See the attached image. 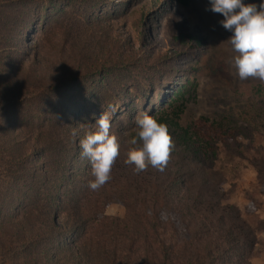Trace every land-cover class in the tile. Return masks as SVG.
<instances>
[{
  "label": "trees",
  "instance_id": "1",
  "mask_svg": "<svg viewBox=\"0 0 264 264\" xmlns=\"http://www.w3.org/2000/svg\"><path fill=\"white\" fill-rule=\"evenodd\" d=\"M23 1L0 0V206L1 211H10L19 228L40 225L42 260L35 258L34 247L28 251L24 244L6 245L3 240L0 247L5 253L16 258L22 254L20 264H253L261 228L228 201L222 189L224 173L213 161L227 123L206 117V122H186L187 85L181 84L166 98H157L151 86L152 96L141 98L143 112L150 114L154 107L150 115L167 124L175 145L164 171L149 166L135 173L124 163L140 115L138 104L128 126L120 113L112 116L122 120L126 137L112 127L121 147L111 179L97 191L88 189L91 166L81 158L80 145L72 146V104L66 103L79 88H71L69 78L57 79V61L48 67L51 71L46 70L47 59L41 60V53L50 42L47 38L55 37L53 31L71 36L64 46H87L90 40L103 38L101 15L86 7L70 10L68 2L58 16L46 8L39 27V9L24 11ZM158 1L148 6L154 8ZM191 1L178 0L185 6ZM33 14L37 23L26 26L31 30L36 26L32 36L39 40L36 52L30 54L31 44L21 37L15 42L14 34L21 27L18 16L21 21L25 15L27 22ZM115 36L123 42V36L107 34ZM52 48L56 57L58 52L63 56L60 63L69 72L74 57L67 47L54 43ZM55 50L50 55L55 56ZM87 51L89 55L80 54L83 64L76 62V76L96 64L93 52ZM161 99L164 104L158 108ZM123 108L130 111L126 104ZM63 136L65 142L59 147ZM177 154L182 155L173 157ZM34 161L39 162L32 167ZM257 167L264 185V165ZM19 193L22 207H15L12 215ZM113 202L125 206L123 217L107 214ZM55 213L65 215L64 224L55 220Z\"/></svg>",
  "mask_w": 264,
  "mask_h": 264
},
{
  "label": "rangeland",
  "instance_id": "2",
  "mask_svg": "<svg viewBox=\"0 0 264 264\" xmlns=\"http://www.w3.org/2000/svg\"><path fill=\"white\" fill-rule=\"evenodd\" d=\"M152 1L25 0L21 8L30 13L39 9L42 15L39 27L45 21L46 8L58 16L61 7L68 2L70 10L73 7H86L101 15L103 38L90 40L87 46H64L65 40L71 36L67 32L57 34L53 31L55 37L47 38L50 42L44 44L45 49L41 53V60L47 59L46 70H50L48 67L52 61H57V79L69 78V86L79 88L75 96L66 98V103L72 104V131H77V136H84L86 131L93 130V123L104 112L110 118L113 129L125 138L126 132L121 129L122 120L112 116L120 113L127 126L131 124L129 116L136 105L139 104V114L144 113L141 98L152 96L151 86L155 89L156 97L166 98L172 96L173 90L181 84L187 85L186 122L200 123L210 118L227 123L225 133L217 141V157L213 161L216 169L224 173L222 189L229 196L228 201L238 205L244 217L261 228L252 263L264 264V185L259 182L257 167L264 165V82L255 78L243 81L238 78L235 69L228 63L233 55L227 43L231 33L220 25L219 21L223 18L220 14L206 10L208 0H192L186 6L178 0H159L154 8L148 6ZM26 23L35 25L37 14H33L27 22L25 15L21 21L18 16L21 27L14 34V39L17 42L19 37L26 38L32 46L31 54L36 52L35 42L39 39H33L32 36L36 26L31 30ZM108 32L123 36V42L119 41L122 37L108 38ZM54 43L60 48L67 47L68 53L74 57L69 72L64 68V63H60L63 56L58 52L56 57V50L52 48ZM88 48L95 55L92 60L96 64L88 72L82 70L76 76L79 71L76 64H83L80 54L86 52L89 55ZM54 50L55 56L50 55ZM97 60L102 62L98 65ZM109 69L112 72L109 73ZM130 87L131 91L128 90ZM125 104L130 108L129 112L123 108ZM163 104V100L159 101L157 107L162 108ZM153 108H149L150 114ZM77 136L72 140L74 148L79 145ZM64 137L57 142L59 147L65 142ZM38 162L34 161L32 167L37 166ZM15 200L17 203L12 208V215L15 214V207H22L23 196L19 193ZM1 209L0 206V245L4 240L6 245L24 244L28 251L34 247L35 258L42 260L40 238L43 234L40 225L19 228L15 226V220L11 219L10 211ZM106 212L111 216L123 217L126 208L119 202H113ZM64 216L55 213V220L64 224ZM2 248L0 264L24 263L22 254L16 258L5 253Z\"/></svg>",
  "mask_w": 264,
  "mask_h": 264
},
{
  "label": "clouds",
  "instance_id": "3",
  "mask_svg": "<svg viewBox=\"0 0 264 264\" xmlns=\"http://www.w3.org/2000/svg\"><path fill=\"white\" fill-rule=\"evenodd\" d=\"M206 10L220 14V25L231 33L227 43L233 55L228 63L238 78L264 82V0H208ZM93 124L94 129L85 132L79 145L81 158L91 166L92 179L87 187L97 191L110 181L121 145L107 115H100ZM77 135L74 130L73 136ZM128 144L124 163L132 166L135 173L149 166L164 171L175 147L167 124L148 112L137 116L136 131Z\"/></svg>",
  "mask_w": 264,
  "mask_h": 264
}]
</instances>
